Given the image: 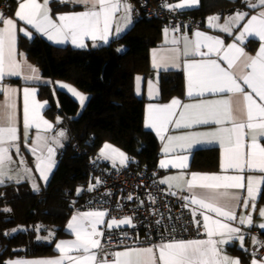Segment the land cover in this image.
<instances>
[{
	"label": "snow or ice",
	"instance_id": "snow-or-ice-1",
	"mask_svg": "<svg viewBox=\"0 0 264 264\" xmlns=\"http://www.w3.org/2000/svg\"><path fill=\"white\" fill-rule=\"evenodd\" d=\"M51 2L52 0H43V2L20 0L14 16L33 26L49 40L58 44L71 41L80 48L86 47L85 37L93 42L108 43L111 35L118 36L132 23L133 9L127 0H57L59 4L74 3L84 7L81 12L57 14L58 22L52 18L49 7ZM242 2L248 10H235L223 24L213 23L219 21V14L208 18L210 27L219 28L223 33L233 36L232 43L225 45L220 37L195 31L194 40L184 35L183 48L170 50L173 66H179L181 55L186 58L183 64L188 70L187 96H203L207 92L219 94L222 98L183 105L178 98H173L168 104H150L146 118V127L156 129L162 140L165 139L163 134L168 131L169 125H174L178 129H191L194 125L219 126L208 132L169 135L167 136L169 143L163 148V152L167 155L169 145L174 141L180 142L178 147L181 150L189 151L196 145L218 141L223 148L221 168L225 171L236 170L237 174L234 175L191 173L190 179H186L183 185H177L191 193V196L184 199L201 210L202 222L195 219L196 210H193L192 215L198 230L202 226L207 238L190 240L172 238L165 241L162 236L158 244L148 247H126L122 251L109 253L105 250L106 245L103 242L106 232L98 226L105 225L106 229L119 228L122 224H130L131 218L119 221L112 219L111 222L106 223L104 218L108 214L107 210L78 212L72 216L67 225V228L75 234V239L56 244L59 257L17 259L7 261L5 264H65V262L66 264H240L239 258L227 256L222 248V245L233 241H239L242 246L245 239L241 228L233 226L230 222L238 221L239 225H252L254 221L251 215L237 216L235 209L241 202L245 208H255V202L264 196L261 187L264 185V146L259 142L264 138V0H242ZM198 6L199 0H181L176 4H162V7L170 11ZM121 12L122 15L117 17V13ZM0 23L4 25L0 28V80H3L5 76H19L24 71L25 62L17 59L16 23L12 18H4L3 14H0ZM114 23L116 27L113 33ZM237 25L241 26L240 29H237ZM20 31L25 32L29 37L32 35L26 29L21 28ZM167 31L168 29H165L166 33ZM236 32L238 35L235 34ZM246 37L259 39L260 46L255 55H249L241 46V42L245 41ZM172 43L177 44L179 41L173 39ZM202 47L207 48V52L201 51ZM211 53H215L218 59H187L196 55L208 57ZM220 60L225 61L227 66H222ZM27 72L29 74L24 76L25 80H40L38 69L32 65H27ZM243 85H247L251 91H246ZM60 87L68 89L83 105L86 98L75 88L68 85H60ZM0 91H3L7 97L6 102H0V184H3L6 179H13L8 176L5 168L13 162L9 149L16 148L19 152L17 143L19 136L16 105L13 101L15 89L0 85ZM36 92L37 90L31 87L23 89L25 141L28 139V130L33 125L37 129L42 125L45 129L53 128V125L40 115V109L44 104L36 100ZM236 97L241 99L242 107L234 106ZM177 108H182L178 116L175 111ZM238 111L243 114V118L236 115ZM174 117L177 118L173 119ZM59 119L57 117V120ZM225 124L231 126L225 127ZM64 136L65 132L60 131L52 139L59 145V138ZM245 137L250 140L247 144V152H245ZM31 151L34 154L38 153L37 169L43 180L47 181L48 173L54 165L52 157L55 155V149L49 146L46 137L37 132ZM100 155L105 159L113 160L114 163L118 159L121 165H126L129 159L125 153L107 143L101 149ZM188 160L187 155L177 156L173 160L161 161L160 167L171 164L172 167L185 169L188 167ZM246 170L249 172L255 170L262 175L245 177L243 173ZM24 171L30 172L27 168ZM183 175L181 173L180 176L167 178L160 183H168L170 179L179 180ZM24 178L28 177L18 176L17 182ZM95 187L96 185H91L88 190L92 191ZM33 189L39 190L35 183ZM242 189L245 193L239 191ZM128 199L132 197L129 196ZM184 207H188V204L186 203ZM209 213H214L218 218H213ZM258 214L264 218V208H260ZM156 223L160 224L161 221ZM258 227L264 229V222ZM174 231L173 226L172 232ZM172 232L169 234L171 235ZM107 239L111 243L110 235ZM252 240L254 244L264 247V241H260L258 237H252ZM250 264H264V258L259 261L254 258Z\"/></svg>",
	"mask_w": 264,
	"mask_h": 264
},
{
	"label": "trees",
	"instance_id": "trees-1",
	"mask_svg": "<svg viewBox=\"0 0 264 264\" xmlns=\"http://www.w3.org/2000/svg\"><path fill=\"white\" fill-rule=\"evenodd\" d=\"M1 3L14 15L18 0H0ZM51 4L54 11L77 8L55 0ZM243 9L247 8L242 0H201L195 9L175 11L202 24L212 13L229 14ZM166 26L171 25L140 11L126 33L107 44L83 49L55 45L40 35L29 37L20 31V51L26 53L44 76L70 82L89 98L80 113L79 101L67 91L51 85L40 86V97L50 103L46 114L55 119L60 116V125L69 132V141L56 169L40 190H34L27 180L0 184V264L17 257L55 252L57 239L68 235L66 226L74 211L88 210L78 205L83 201L82 191L96 182L90 164L109 167V163L98 157L105 143H114L126 152L128 169L158 166L160 141L145 126L146 100L137 96L134 80L137 74L154 73L151 49L161 42ZM257 43L248 41L251 48ZM185 84L182 72H162L161 99L184 96ZM76 143L84 148V154L76 151ZM219 168L218 149L195 151L191 169L217 171ZM260 202H264V196ZM240 253L247 257L245 252Z\"/></svg>",
	"mask_w": 264,
	"mask_h": 264
},
{
	"label": "crops",
	"instance_id": "crops-1",
	"mask_svg": "<svg viewBox=\"0 0 264 264\" xmlns=\"http://www.w3.org/2000/svg\"><path fill=\"white\" fill-rule=\"evenodd\" d=\"M55 1H57V0H55ZM200 1L201 0H199V5H200ZM19 2H20V0H18V4H19ZM40 2H43V0H40ZM127 2L132 6V9H133L132 10V23L124 32H122L118 36L117 35H111L109 38V42L112 39L117 38V37L123 35L124 33H126L134 25V23L137 19V16L135 13V8H136L135 0H127ZM179 2H181V0H176L174 2V4L179 3ZM70 4L77 6V8L69 9V10L65 9V10L54 11L52 4L50 3L49 7L51 9L52 18L54 20H57V14L81 12L84 10V7L82 5H77L74 3H70ZM195 8H197V7H185L183 9L178 10V11H188V10H192ZM17 10H18V6L16 8V11ZM246 10H248V9H243L242 11H246ZM0 14H3L4 18H12L14 20V22L16 23L17 59L25 62L24 71L19 76H5L3 80H0V85H3L4 87H10L12 89H15V93L13 95V101L16 105V120H17L18 136H19V140L17 141V143L19 144V152H17L16 148H10L9 149V154L12 157L13 162L8 164L5 168V171L7 172L8 176L13 177V179L12 180L6 179L5 182L17 181L18 176L28 177V178L20 179L19 181L27 180L32 184V186H33V183H35L38 186V189L40 190L41 187L43 186V184L46 183L47 181L43 180V178L40 176V172L37 169V163H38L37 155H38V153L34 154L31 151V148L35 143V137L37 135V132H39L42 136L46 137L48 140L49 146H51L55 149V155L52 157V159L54 160V165L52 167L51 172L48 173V179L51 176L52 172L56 169V167L59 163L60 157H61V153L63 152L64 149H66L68 141H69V132H68L67 128L60 125V123H61L60 116L57 115V117L60 118L59 120H57V117L55 119V118L49 117L46 114V110L50 106V103L48 100L40 97V95H39L40 86L51 85V86H54V88L56 87L58 89L65 90L70 95H72L71 92L68 91V89L60 87V85H68L72 88H74V85L70 82H67V81H65V82L61 81V80L54 81L50 77L44 76L42 74L41 69L28 59L26 53L20 51L19 44H18L20 28L26 29V31L31 32L32 35L33 34L40 35L41 37L45 38L49 42H51L55 45H59V46H72L74 48L83 49V48H88L91 45L99 46V45L107 44V43L100 42V41L93 42L90 38L85 37L84 43H85L86 47H83V48H80V47L73 45L71 43V41H67L63 44H58L55 41L49 40L47 36H45L43 33L38 32L33 26L27 25L24 21H20L19 18L15 17L14 15H10L7 12V10L4 11L2 8H0ZM214 14H219L220 19H219V21H213V23L223 24L225 22V20L227 19V17L229 15L234 14V13H229V14L212 13V14L207 16L204 23H202V24L200 23V24L194 25L192 27H189L188 25H186V27H184L182 30L176 29L172 26H166L163 29L161 42L157 46H154L151 49V54H150L151 65H152V68L154 70V73L152 75L137 74L135 76V80H134V87H135V92H136L137 96L146 100L145 101V126H146V118H147V114H148V106L150 104L151 105L168 104V103H170V101L173 98H178L181 101L182 105L186 104V103H199L201 100H215V99L222 98L221 95H219V94L207 93V92L204 93L203 96H197V95H194L193 97L187 96L186 93H187L188 70L184 67V64H183V61L186 58L183 55H181L179 58V61H178L179 66H173L172 53L170 51L173 48H180V49L183 48V39L182 38L184 35H187L190 39L194 40L195 39V35H194L195 31H201V32L205 33L206 35L220 37L221 39L224 40L225 45L232 43L233 42V36L232 35H229L227 33H223L219 28L209 26L208 18L212 17ZM120 15H122V12L117 13V17H119ZM57 22H58V20H57ZM241 23H243V22H241ZM2 27H4V25L2 23H0V28H2ZM115 27H116V25L114 23L113 24V33L115 32ZM236 27H237V29H240L241 26L237 25ZM165 29H168L167 33L165 32ZM173 29H176V30L173 31ZM235 34L238 35V32H236ZM173 39H177L179 41V43L173 44L172 43ZM249 40H256L258 43H257V45H255L254 48H251L250 45L248 44ZM241 46H243L245 48V51L249 55H255L259 50L260 41L256 37H246L245 41L241 42ZM201 51L207 52V48L202 47ZM209 58L218 59V57L216 56L215 53L209 54L208 57H200L199 55L187 57V59H196V60L209 59ZM154 60L156 61L155 64H154ZM220 62L222 64V66H225V67L227 66L225 61L220 60ZM27 65H32L33 67L38 69L40 80H25L24 79V76L29 74L27 72ZM165 65H167V66H165ZM168 71L182 72L184 74L185 82H186L184 96L175 95V96H172L171 98H169L168 100H162L161 99L160 75L162 72H168ZM241 83L243 84L242 81H241ZM243 86H244L246 91H251V89L247 88V85H243ZM25 87H31V88H35L37 90L35 98L40 103L44 104V107L42 109H40V115L45 120L49 121L53 125V128L50 130L45 129L43 125L41 126L40 129H37L33 125L28 130L27 141H25V138H24V128H23V105H24L23 89ZM76 91H78V90H76ZM82 95L86 98L84 101V102H86L88 100L89 96H86L85 94H82ZM253 95H255V94H253ZM74 98L79 101V99L77 97H74ZM256 99L259 102V98L257 97ZM6 101H7V97H6L5 93L3 91H0V102H6ZM234 106L235 107H242V101L239 97L234 98ZM181 110H182V108H177L175 110L177 112V116ZM236 115L240 118H243V114L239 111L236 113ZM176 118L177 117H174L173 119H176ZM224 126L230 127L231 125L225 124ZM216 127H219V126H217L215 124H210V125H194L191 129H186V128H179L178 129V128H175L174 125H169L168 131L163 134L165 136V139H163V140L160 138V135L157 134L156 129H154L152 127H146L147 129L153 131L160 141V157H159V161H158V168L160 170V172H159L160 181L166 180L167 178H170V177L180 176L181 173L184 174L179 180L170 179V180H168V183H163V185L167 189L181 190L186 194V197H189V196H191V193H189L186 188L177 187V185H183L186 179H190L191 173L219 174V175L237 174L236 170L228 169L227 171H225L221 168V166H220L219 170H217V171H197V170L191 169V163H192L195 151L199 150V149H203V148H216V149H218L219 156H220V165H221V161L223 158V148L220 146L218 141H214L212 143H202V144L196 145L194 147V149H192L191 151L186 150V149L181 150L178 147V144L180 142L174 141L169 145L168 154L166 155L163 152L164 146L169 143L167 140V136H169V135L178 136V135L185 134L187 132H208V131H212ZM62 128H64L63 130L65 132V136L59 138V145H58L55 143V141L52 138L56 137L60 131H63ZM245 141H246L245 152H247V144L250 142V140L248 137H245ZM259 142L261 143L262 146H264V138L260 139ZM60 145H62V146H60ZM182 155H187L189 157L187 168L180 169V168L172 167L171 164H169L167 167H160L161 161L173 160L175 157L182 156ZM25 168L29 169L30 172L25 173V171H24ZM243 174L245 175V177H247L248 175H257V176L262 175L261 173H259L258 171H255V170L252 172H249L246 170ZM261 187H262V191H263L264 185H262ZM197 191H199V189H197ZM239 191L241 193H245V190H243V189L239 190ZM194 207L196 209H198V206H194ZM260 208H264V202H260V198L255 202V208H251V207L245 208V207H243V203L241 202V204L235 209L237 216L251 215L253 217L254 223L252 225H248V224L239 225L238 221L230 222L233 226H238L241 228V232L244 235L245 239L242 242V246H241V243L239 241H233V242H229L225 245H222V248L224 249V253L227 256H229L231 258H239L240 264H250V262L254 258L258 261L261 260L262 258H264V255L256 258L251 254V246L253 244L252 237H256V231H259L260 233H264V229H261L258 227V225L261 222H264V218L260 217L258 214ZM96 210H99V209L75 210L74 213L71 215L69 221L71 220L72 216L78 212L84 213V212L96 211ZM209 215H212L213 218H218L215 216L214 213H209ZM104 219H105L106 223L111 222V220H112V218H109L108 215H106ZM220 219H223V218H220ZM69 221H68V223H69ZM117 221H119V220H117ZM68 223H67V225H68ZM104 227H105V225H99L98 226L99 229H103ZM66 232L68 235L65 237H60L59 239H57L56 244L59 243L60 241H67V240H74L75 239V234L73 232H71V230L68 229L67 226H66ZM206 238H207V236H205L203 238H199V239H206ZM56 244H55V252L51 255L39 256V257H17V258H13V259H8V260H6V262L10 261V260H17V259L32 260V259H38V258H56V257H59L60 253L56 249ZM148 246H151V244L131 245V246L121 247L118 251H122L126 247H148ZM235 249H237V251H235ZM239 251L245 252L247 257L243 258L242 254ZM65 264H66V262H65Z\"/></svg>",
	"mask_w": 264,
	"mask_h": 264
},
{
	"label": "built area",
	"instance_id": "built-area-1",
	"mask_svg": "<svg viewBox=\"0 0 264 264\" xmlns=\"http://www.w3.org/2000/svg\"><path fill=\"white\" fill-rule=\"evenodd\" d=\"M136 16L143 11L149 18L162 19L164 23L182 30L186 25L192 27L198 22L190 17L182 16L177 11H170L162 4H173L174 0H135ZM0 8L6 10L5 3ZM75 149L79 154L85 150L78 143ZM96 176V187L82 191L83 201L78 205L82 209L107 210L109 218L121 220L131 218L130 224H122L119 228L106 229L103 242L106 251L111 253L121 247L131 245L158 244L162 236L165 241L199 239L206 236L203 227L197 228L192 215L196 210L195 219L202 222L201 211L185 200L186 194L181 190L167 189L159 179V168L144 166L138 170L126 168L112 169L97 164H90ZM99 181V183H97ZM131 196L132 199H128ZM188 207H184L185 204ZM156 221H161L157 224ZM135 225V227H133ZM175 231L172 232V228ZM172 232L170 235L169 233ZM127 234L126 236L124 234ZM110 235L111 243L107 236ZM256 237L264 241V234L256 231ZM251 254L258 258L264 255V247L252 244Z\"/></svg>",
	"mask_w": 264,
	"mask_h": 264
},
{
	"label": "rangeland",
	"instance_id": "rangeland-1",
	"mask_svg": "<svg viewBox=\"0 0 264 264\" xmlns=\"http://www.w3.org/2000/svg\"><path fill=\"white\" fill-rule=\"evenodd\" d=\"M64 82H65V81H64ZM71 86H72V85H71ZM74 88H76L75 85H74ZM76 90H78V92L81 93V94H85L86 96H89L88 94H86L85 92H83L82 90H80V89H78V88H76ZM86 102H87V101H86ZM86 102H84L83 105L79 102V103H80V113L84 110V107H85V105H86ZM63 129H64V128H62V130H63ZM63 131H64V130H63ZM107 144L113 146L115 149H118V150L122 151V152L125 153V155L127 156L126 152H125L121 147H119V146H117V145H115L114 143H111V142H107ZM104 145H105V144H104ZM104 145H103V146H104ZM102 148H103V147H102ZM102 148H101V149H102ZM101 149L99 150V155H98V157H99V159H102V160H104L105 162L109 163V168H112V169L126 168V165H128V162L126 163V165H121L118 159L115 161V163H114L113 160H111V159H105V158H103V157L100 155V153H101ZM82 189H83V188H82ZM82 189H80V190L82 191Z\"/></svg>",
	"mask_w": 264,
	"mask_h": 264
}]
</instances>
